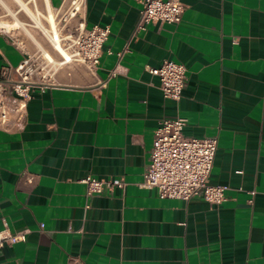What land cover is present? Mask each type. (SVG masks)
<instances>
[{
    "label": "crops",
    "instance_id": "obj_1",
    "mask_svg": "<svg viewBox=\"0 0 264 264\" xmlns=\"http://www.w3.org/2000/svg\"><path fill=\"white\" fill-rule=\"evenodd\" d=\"M181 2L178 24L134 32L139 0H85L87 26L110 30L99 64L53 68L23 127L0 130V230H29L0 246V264H264V0ZM22 56L0 33V70ZM165 59L186 67L178 101L146 69ZM175 117L185 135L217 138L221 204L139 185L153 130ZM87 175L125 186L86 195Z\"/></svg>",
    "mask_w": 264,
    "mask_h": 264
},
{
    "label": "built area",
    "instance_id": "obj_2",
    "mask_svg": "<svg viewBox=\"0 0 264 264\" xmlns=\"http://www.w3.org/2000/svg\"><path fill=\"white\" fill-rule=\"evenodd\" d=\"M141 8L134 32L149 24L176 25L181 21V0H139ZM85 0H61L50 9L54 24L44 17L43 25L36 28L43 42L26 31V38L33 45L29 50L26 42L0 25V33L9 35L12 43L23 56L14 66H3L0 70V130H20L24 125L26 108L34 86H45L51 82L53 68L72 63L94 71L99 64L103 44L109 37L108 26H87L84 19ZM48 15V13H47ZM4 14L0 13V22ZM121 52L118 56H121ZM158 77L162 96L178 101L186 80V67L174 60H162L158 66H146ZM113 69L110 75H115ZM183 117L164 118L153 130L149 162L143 172L140 186L154 191L159 198L189 200L201 196L210 204L219 205L225 199L227 185L211 184L208 181L216 150L215 136L193 137L183 133ZM31 183L34 176H26ZM85 184L86 195L99 194L123 188L122 178H97L87 175L80 180ZM28 228L11 231L4 222L0 230V246L25 241Z\"/></svg>",
    "mask_w": 264,
    "mask_h": 264
},
{
    "label": "rangeland",
    "instance_id": "obj_3",
    "mask_svg": "<svg viewBox=\"0 0 264 264\" xmlns=\"http://www.w3.org/2000/svg\"><path fill=\"white\" fill-rule=\"evenodd\" d=\"M26 1V6L30 9V14L27 12L26 9H21V7L18 6V4L15 2V0H0V13L4 14L3 21H8L10 23L12 22H23V23H29L31 25H35V18L39 21V23L44 22V13L47 14V8L45 6L44 0H24ZM32 6V7H31ZM7 9H12L11 12ZM13 11V12H12ZM35 17V18H33ZM25 25V24H24ZM23 25V26H24ZM43 25V24H42ZM19 27L26 30H29L30 33H32L34 36H36L37 40L40 42H43L42 36L39 34V32L36 30V28H32V26L25 25L26 27ZM23 29H12L9 30H16L14 34L19 35V39L24 40L26 42L27 46L30 47L31 43L26 38V31ZM35 31V33H34Z\"/></svg>",
    "mask_w": 264,
    "mask_h": 264
},
{
    "label": "bare ground",
    "instance_id": "obj_4",
    "mask_svg": "<svg viewBox=\"0 0 264 264\" xmlns=\"http://www.w3.org/2000/svg\"><path fill=\"white\" fill-rule=\"evenodd\" d=\"M15 2L18 4V6L19 7H21V9H26L27 10V12L30 14V9L26 6V1H24V0H15ZM44 2H45V6H46V10H47V13H48V15L46 14V13H44L45 15H44V17L46 18V20L48 21V22H50L52 25L54 24V20H53V14L51 13V8H50V4H49V1L48 0H44ZM32 7V6H31ZM7 10H9V12H11V10L12 9H7ZM13 12V11H12ZM33 18H35V17H33ZM35 20V25H31V24H29V23H23V22H18V21H16V22H12V23H10V22H8V21H1L0 22V25H2V26H4V27H7L8 29H10V28H12V29H15V28H19V27H22L24 24L25 25H28V26H40V25H42V23L40 22L39 23V21L37 20V18H35L34 19ZM23 26V27H26V26ZM43 27H45V25L43 24ZM29 31V30H28ZM30 32V31H29ZM34 33H35V31H34ZM34 38H36V36H34L32 33H30Z\"/></svg>",
    "mask_w": 264,
    "mask_h": 264
}]
</instances>
